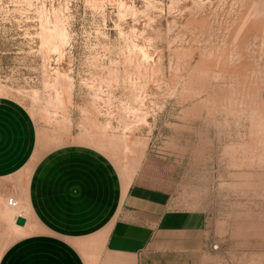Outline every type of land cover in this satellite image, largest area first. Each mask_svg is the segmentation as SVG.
<instances>
[{
  "label": "rangeland",
  "instance_id": "rangeland-1",
  "mask_svg": "<svg viewBox=\"0 0 264 264\" xmlns=\"http://www.w3.org/2000/svg\"><path fill=\"white\" fill-rule=\"evenodd\" d=\"M0 98L42 153L94 148L204 211L208 264H264V0H0Z\"/></svg>",
  "mask_w": 264,
  "mask_h": 264
},
{
  "label": "crops",
  "instance_id": "crops-1",
  "mask_svg": "<svg viewBox=\"0 0 264 264\" xmlns=\"http://www.w3.org/2000/svg\"><path fill=\"white\" fill-rule=\"evenodd\" d=\"M8 232L19 239L4 264H208L204 211L130 183L94 148L42 153L30 112L0 98V243Z\"/></svg>",
  "mask_w": 264,
  "mask_h": 264
},
{
  "label": "water",
  "instance_id": "water-1",
  "mask_svg": "<svg viewBox=\"0 0 264 264\" xmlns=\"http://www.w3.org/2000/svg\"><path fill=\"white\" fill-rule=\"evenodd\" d=\"M17 226L25 227L26 226V219L24 217H18L16 220Z\"/></svg>",
  "mask_w": 264,
  "mask_h": 264
},
{
  "label": "built area",
  "instance_id": "built-area-1",
  "mask_svg": "<svg viewBox=\"0 0 264 264\" xmlns=\"http://www.w3.org/2000/svg\"><path fill=\"white\" fill-rule=\"evenodd\" d=\"M9 205L12 207H17V202L14 199L9 200Z\"/></svg>",
  "mask_w": 264,
  "mask_h": 264
}]
</instances>
